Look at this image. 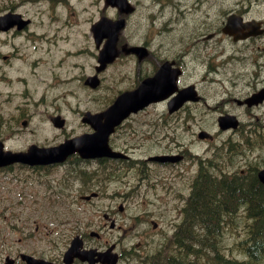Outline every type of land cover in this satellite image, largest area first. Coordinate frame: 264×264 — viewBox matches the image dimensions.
I'll use <instances>...</instances> for the list:
<instances>
[{
    "label": "rangeland",
    "instance_id": "rangeland-1",
    "mask_svg": "<svg viewBox=\"0 0 264 264\" xmlns=\"http://www.w3.org/2000/svg\"><path fill=\"white\" fill-rule=\"evenodd\" d=\"M239 1L242 0H216V7L218 8L220 4L224 7L231 6ZM261 1L264 17V0ZM0 6H2L1 0ZM74 10L77 14L76 22L66 28L67 32L58 33V41L63 52V58L53 72L58 88L49 95L44 106L31 103L43 94L41 91L36 92L35 89H30L29 96L24 86L19 90L15 88L0 90V140L6 149L23 150L32 143L56 144L59 142L64 134L52 127L47 116L48 113L56 110L60 111L66 119V135L75 136L89 132L88 126L80 122L82 112L86 110L97 112L104 109L110 99L131 82V79L115 78L111 72L102 77L99 88L91 90L83 85L85 77L79 80L73 76L72 70L77 67L76 65L81 69L80 74L88 75L93 72L95 64L93 54L86 60L80 58L77 64L76 62L72 64L69 55L67 59V49L68 53L70 49H76L74 44L79 42L78 37H75L78 29H84L89 20L96 15L93 9L85 6L83 1L75 3ZM253 13L259 14V8ZM158 25L161 28L162 22ZM142 31L144 32V29L141 30L134 22H131L127 26L126 34L131 35V40H140L144 35ZM17 36L18 33L13 32L11 37H7L5 45H0V55H3L2 51L8 50L6 44L11 42H15L9 47L11 53L21 48L29 49L25 40ZM73 36L75 38L70 40ZM160 38L161 35H156L151 39ZM87 40L88 38L85 37L83 41L87 42ZM63 42L65 43L62 44ZM42 45L45 44H40L35 49L39 54H44L46 51V47L43 48ZM262 47L264 45L258 41L250 50L253 53H259ZM235 49L232 46L226 48L230 52H234ZM76 54L78 57L85 58L87 53L80 50ZM246 54V58L242 61L243 66L235 63L229 65L230 73L241 68L246 69L244 79L249 85H239L238 90L242 96L250 92L253 86L264 85V49L263 56L261 58L258 56L255 61L250 59L251 52L246 51ZM256 61L262 64L261 71H258L259 67L258 69L255 67L256 71H254L253 63ZM12 69L14 76L16 73L23 76V72H28L43 79L42 74L30 70L28 66H14ZM6 71L10 77V69L6 68ZM3 80L8 81L7 78ZM28 96L30 102L27 99ZM26 101L30 103L29 111L16 121L15 118L21 114L19 105ZM219 110L218 105L203 109L202 114L195 112L194 122L181 124L176 115L170 116L166 111L158 112L154 107L147 108L135 115L132 118L134 120L119 127L110 139L112 147L130 155V164L117 166L109 163L112 169L108 168L96 174L94 171L99 168V164H81L79 167L86 169L82 170L88 176L86 180L80 176L81 171L74 173L67 170L74 166V163L63 168L53 167L47 171L25 166L0 170V264H3L5 255L16 256L19 252L36 253L49 258L57 257L64 249L68 238L75 233L73 226L78 219L82 222L81 232L92 228L97 229L101 234L100 240L96 241L97 246L105 248L112 243L115 244L114 249L120 254L119 264H162L168 259L178 263L177 261L186 260L185 257L193 259V256L187 255L189 249L183 244L170 243V238L181 219L180 208L188 195V190H192V184L198 177L196 168L194 165L191 166L187 158L175 164H156L149 162L147 158L154 154H180L183 150L200 156L203 153L212 154L217 152L214 149L216 146L227 149L231 143H239L244 135L242 131L250 134L255 131L256 124L264 125V106H262L252 111H238L242 122L239 131L217 132L216 116ZM23 119L27 120L26 128L20 125ZM200 129L214 130L212 131L214 139L199 141L196 133ZM258 131L261 146L253 155L252 151L255 148L253 143L246 148L243 146L241 150L233 152L234 154L229 152V155H224L221 159L231 158L233 162L228 163V167L225 163L222 172L217 171L221 177H225L229 169V172H233V177L243 183L244 189L248 186V181L253 177L256 179L255 171L264 165V130L259 127ZM238 159L242 163L237 162ZM236 162L239 165L237 167ZM92 191H98L99 196L88 202L80 200L81 195H88ZM1 198H6L7 202ZM70 201H76L80 205L73 204L72 209L67 208V224L57 226L58 229L54 232H47L44 225L55 228V225L51 223L54 216H65L66 213V210L62 208L54 212L51 209ZM1 204L5 206V209ZM119 204L123 205L122 212L118 211ZM5 210L9 211L7 222L2 218ZM104 212L110 213L115 221L114 229H109L108 223L104 225L102 219ZM235 212L238 217L226 218L215 239H218L216 247L224 259L238 261V245H240L238 241L247 235L248 223L244 219L247 214L245 207L240 206ZM186 217L187 213L184 212L183 223L187 224V229L192 222L202 224L204 221L190 220ZM151 220L157 223L155 229H152ZM36 223H39L42 228L40 233L33 232ZM185 231L186 229L182 230L179 239L182 240V235L183 240L202 239L197 228L194 231ZM214 240L210 238L208 242L213 243ZM87 243L93 244L92 241ZM204 245L202 243L193 246V249L198 251L202 249L206 252V255L204 254L199 260L195 258L193 260L203 264L202 262L208 257L210 261L208 264H213L209 257L215 254V250L213 247L203 248ZM260 259L259 264H264V257Z\"/></svg>",
    "mask_w": 264,
    "mask_h": 264
},
{
    "label": "flooded vegetation",
    "instance_id": "flooded-vegetation-1",
    "mask_svg": "<svg viewBox=\"0 0 264 264\" xmlns=\"http://www.w3.org/2000/svg\"><path fill=\"white\" fill-rule=\"evenodd\" d=\"M78 1L81 0H65L66 13L62 16V23H60L62 28H67L75 23L76 15L72 10L74 9V4ZM84 1L85 6L93 8L95 10L94 14H96L95 18L89 20L90 24H88L86 29L82 30L84 35L88 33L87 38L91 42L95 41L91 24L101 18L116 20L124 16L126 25L130 19H134L137 26L141 30L144 29V32L142 31L144 34L143 39L140 40H131V35L126 34L125 30L118 35L117 46L119 48L123 44L138 45L143 47L142 53H140L139 57L133 54L125 55L124 53H120L111 64H107L99 73L101 77L107 72H112V70H116V72L124 76L125 74H131L134 83L132 88H134L141 79L153 76L160 66L166 65L168 67L169 61L172 63L171 72H179L177 88L182 90L193 86L197 94L201 95L198 102L187 100L177 111L171 114L167 113L165 109L166 102L151 104L143 110L130 115L124 123L134 120L132 118L135 115L145 111L149 107H159L158 112L166 111L170 116L176 115L181 124H187L188 122H194L195 112L199 114L202 109L200 102L203 103L202 105L205 108L208 107L209 102H212L214 106H220L218 114H234L239 118L234 111L237 108L236 100L245 98L264 87V85L258 84L253 86L250 92H247L244 96L240 95L238 90L239 85H249V83H245L244 79L246 69L241 68L238 71L230 73L228 68V63L230 64L233 60L243 66L241 61L243 58H246V51L251 52L250 59H253L252 61H255L258 56L259 58L263 56L264 47H262V51L259 53H253L250 50L253 48V44L258 41L264 45V17L262 16L261 0H242L227 7L220 4L218 8L216 7V0H127L133 10L126 15L120 14L115 6L107 5L105 0ZM258 8L259 14H254L253 11ZM230 14H235L242 22H248L250 19L258 21L259 27L257 31L260 29L263 31H259L255 36L233 39V36L223 31L226 19ZM145 22L147 25H145ZM159 22H162L161 28L158 25ZM247 32H253L252 28L251 30L244 31V33ZM154 34L161 35V38L152 40L151 38ZM102 42H104V39L100 40V43ZM228 46L235 47L236 49L234 52L227 51L226 48ZM253 66L254 68L256 66L257 69L259 67L258 71L262 70L260 69L262 64H258V61L254 62ZM234 68H237V66H234ZM254 71H256V68ZM162 74L166 75L167 71H162ZM206 86L215 87V91L220 92L218 97L215 98L214 95H210ZM261 105L264 106V103H261L259 106ZM259 106H256V108ZM238 108L245 111L251 109L245 106H238ZM257 126L262 129L264 128V125ZM237 146L241 148L242 143H238ZM229 152L234 154L231 145L227 146V149L222 148L212 154L203 153L201 156L197 154L193 155L187 153V150H183L179 156H183L182 160L193 158L191 166L194 165V168H196L197 176H202L210 174L208 173L210 169L222 172L225 163L228 165V163L231 164L233 162L231 158L221 159L224 155H229ZM216 160H220V162H216ZM234 160L236 161L235 157ZM129 162L130 158L126 160H112L111 163L121 166L129 165ZM237 162H240L239 159ZM237 162L235 164L236 167L239 166ZM108 167L112 169V165L103 163L100 164L97 170L99 172L106 171ZM183 203H185V206L182 207L180 212L181 221L184 220V209L187 200L184 199ZM85 247L87 248L88 246ZM63 251L61 250L60 254L53 258V260L59 261ZM72 264H80V262L74 259ZM165 264L169 263L166 262Z\"/></svg>",
    "mask_w": 264,
    "mask_h": 264
},
{
    "label": "trees",
    "instance_id": "trees-1",
    "mask_svg": "<svg viewBox=\"0 0 264 264\" xmlns=\"http://www.w3.org/2000/svg\"><path fill=\"white\" fill-rule=\"evenodd\" d=\"M192 185L188 202L184 209L190 220L197 219L200 222H192L187 229V224L182 223L175 234V240L189 249L187 255L199 260L206 252L193 249L194 245H201L203 248L213 247L215 254L209 259L213 264H259L260 258L264 257V186L260 185L253 177L248 181V186L244 189L243 183L233 179L231 182L225 179H218L213 175L204 174L198 176ZM258 184V185H257ZM245 207L246 217L244 221L248 223L247 235L240 239L238 243L239 251L242 253L238 261L224 259L216 247L215 235L218 233L220 221L226 217H238L236 208ZM240 218V217H239ZM246 227V226H245ZM197 228L202 239H179L182 230L185 232L194 231ZM209 229V230H208ZM209 232V234H208ZM192 235V234H191ZM211 238L213 243L208 242ZM187 241H190L189 243ZM215 245V246H214ZM169 264H197L193 259H187ZM208 257L203 264H208Z\"/></svg>",
    "mask_w": 264,
    "mask_h": 264
},
{
    "label": "water",
    "instance_id": "water-1",
    "mask_svg": "<svg viewBox=\"0 0 264 264\" xmlns=\"http://www.w3.org/2000/svg\"><path fill=\"white\" fill-rule=\"evenodd\" d=\"M125 1V0H123ZM120 5V1H118ZM109 54L106 49L101 53V59L107 60ZM103 60V61H104ZM101 61V62H103ZM92 79V78H91ZM89 79L91 84H94V80ZM165 96L164 93L157 91L153 86H148V88L141 89L138 88L133 92H125L121 94L114 102V104L105 112L91 116L89 113L86 114V117L83 119L84 121L89 122V124L93 127L95 132L91 135L81 136L76 138L74 141H70L67 143V150L78 151L80 154L85 153L88 156H96V155H106L111 157H121L120 153L111 152L108 150L106 146L107 136L113 130V127L116 126L125 116H127L131 111H133L134 107L144 106L150 101L160 100ZM178 98H176L177 100ZM231 121L226 118H221L219 127L221 129H225L231 126ZM204 134H200L199 137H203ZM83 152V153H82ZM18 159V157H14L9 153H2L0 151V165H7L12 163L13 160ZM20 160L27 162H37L34 157L22 158ZM264 171V170H263ZM259 173V179L264 183V177L262 178V172ZM113 262V261H112Z\"/></svg>",
    "mask_w": 264,
    "mask_h": 264
},
{
    "label": "bare ground",
    "instance_id": "bare-ground-1",
    "mask_svg": "<svg viewBox=\"0 0 264 264\" xmlns=\"http://www.w3.org/2000/svg\"><path fill=\"white\" fill-rule=\"evenodd\" d=\"M255 23H256L257 25H259L258 21L256 22V20H255ZM257 125H259V123H258ZM239 143H242V144H243L241 148H239V147L237 146L238 143H236V144H232V145H231L232 152H236L237 150H241V149L243 148V146H245V148H246V146H249L250 143H253V144L255 145V148H254V150L252 151V155H253V154L255 153V151L259 149V146H261V145H259V144H256L254 141H252V140L249 139V138L244 139L243 141H241V142H239ZM227 159H228V158H227ZM241 159L243 160L242 157H241ZM243 161H244V160H243ZM240 162L242 163V161H240ZM228 166H229V165H227V167H228ZM263 170H264V165H263V167H261L260 169L256 170V171H255V174H256V181H257L260 185H263V186H264V183L259 179V173H260L261 171H263ZM210 173H212V174H208V175H213V176L217 177L218 179H225V180H227V181H229V182H231L233 179L237 180V178L233 177V172H229V169L227 170V173H226L225 177H221L220 174H218L217 171H213L212 169H210ZM234 174H236V173H234ZM198 176H199V175H198ZM261 177H262V178L264 177V171L262 172ZM193 183H194V182H193ZM192 185H194V184H192ZM188 191H189V192H188L187 197H189V193H190L191 189H189ZM241 255H242V253L239 251V258L241 257Z\"/></svg>",
    "mask_w": 264,
    "mask_h": 264
}]
</instances>
